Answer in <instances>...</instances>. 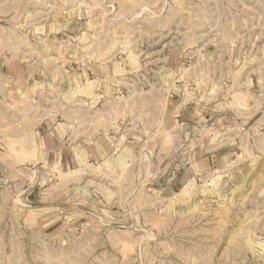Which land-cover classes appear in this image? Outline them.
<instances>
[{"label": "rangeland", "instance_id": "374dc122", "mask_svg": "<svg viewBox=\"0 0 264 264\" xmlns=\"http://www.w3.org/2000/svg\"><path fill=\"white\" fill-rule=\"evenodd\" d=\"M0 264H264V0H0Z\"/></svg>", "mask_w": 264, "mask_h": 264}, {"label": "crops", "instance_id": "0c3cea01", "mask_svg": "<svg viewBox=\"0 0 264 264\" xmlns=\"http://www.w3.org/2000/svg\"><path fill=\"white\" fill-rule=\"evenodd\" d=\"M47 144L50 145V142L47 140Z\"/></svg>", "mask_w": 264, "mask_h": 264}]
</instances>
